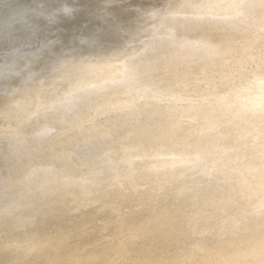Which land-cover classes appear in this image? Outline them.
<instances>
[{
    "label": "bare ground",
    "instance_id": "bare-ground-1",
    "mask_svg": "<svg viewBox=\"0 0 264 264\" xmlns=\"http://www.w3.org/2000/svg\"><path fill=\"white\" fill-rule=\"evenodd\" d=\"M80 2L0 60V264H264V0Z\"/></svg>",
    "mask_w": 264,
    "mask_h": 264
},
{
    "label": "clouds",
    "instance_id": "clouds-1",
    "mask_svg": "<svg viewBox=\"0 0 264 264\" xmlns=\"http://www.w3.org/2000/svg\"><path fill=\"white\" fill-rule=\"evenodd\" d=\"M85 9L80 0H0V60L5 68L16 72L31 65L37 59L32 50L47 47L50 30L73 22Z\"/></svg>",
    "mask_w": 264,
    "mask_h": 264
}]
</instances>
